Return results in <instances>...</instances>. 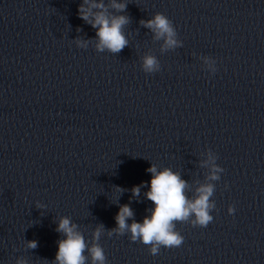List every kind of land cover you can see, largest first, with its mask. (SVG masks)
Returning <instances> with one entry per match:
<instances>
[{
  "label": "water",
  "instance_id": "95a60500",
  "mask_svg": "<svg viewBox=\"0 0 264 264\" xmlns=\"http://www.w3.org/2000/svg\"><path fill=\"white\" fill-rule=\"evenodd\" d=\"M81 2L0 0V264H51L63 216L88 242L98 225L116 227L120 205L142 222L148 187L139 201L130 189L150 182L147 169L171 168L194 188L209 149L224 169L213 221L177 223L183 244L155 256L105 231L107 264H264V0H124L129 45L117 55L76 46L95 37ZM156 13L182 47L160 52L140 25ZM145 54L158 72L142 70Z\"/></svg>",
  "mask_w": 264,
  "mask_h": 264
},
{
  "label": "clouds",
  "instance_id": "9594fccd",
  "mask_svg": "<svg viewBox=\"0 0 264 264\" xmlns=\"http://www.w3.org/2000/svg\"><path fill=\"white\" fill-rule=\"evenodd\" d=\"M128 4L124 0H82L78 6V17L95 30V37L89 40L77 38L74 42L79 48H87L90 41H94L98 52L119 54L129 45L124 28L130 23L128 15L119 14L127 10ZM111 10H114L113 14ZM140 25L149 29L153 34V40L162 41L160 52L164 53L182 47V41L172 21L162 13H156L152 18L140 20ZM77 31L81 29L77 28ZM203 65L207 71L214 74L217 71L216 61L208 56H201ZM160 62L155 55L145 54L142 57L141 68L145 73H155L160 70ZM205 158L200 161V167L207 169L204 181H195V187L179 172L165 167L158 170L152 164L147 172L151 173L150 182H142L133 186L130 191L132 198L139 201L141 188L148 187L144 197L151 201L153 208L149 209L150 215H146L142 222L134 219V213L128 204L119 206L115 216L116 227L106 230L103 225H98L92 232L91 242L85 240L78 225L67 216L59 218L56 231L61 233L64 239L57 241L58 251L51 264H107L104 249L99 241L102 235L112 237L129 234L132 242H141L149 246L151 255H157L160 249L177 248L183 244L184 237L176 230L177 223H190L196 227H207L213 221L210 214L215 209L214 195L216 185L220 180V174L224 169L216 161L217 155L212 150L202 154ZM150 185V186H149ZM228 186L225 185V188ZM121 192L126 189L116 187ZM191 193V195H189ZM37 205V208H42ZM235 207L229 206L228 213L234 214ZM132 222L129 223L128 221ZM28 249H36V240L26 241ZM87 253V254H86ZM16 264H28L27 260L19 257Z\"/></svg>",
  "mask_w": 264,
  "mask_h": 264
}]
</instances>
